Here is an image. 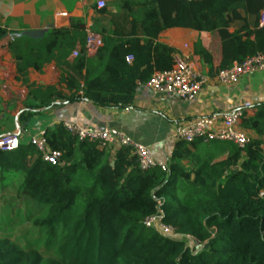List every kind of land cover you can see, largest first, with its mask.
Wrapping results in <instances>:
<instances>
[{
  "label": "trees",
  "instance_id": "16d2710c",
  "mask_svg": "<svg viewBox=\"0 0 264 264\" xmlns=\"http://www.w3.org/2000/svg\"><path fill=\"white\" fill-rule=\"evenodd\" d=\"M263 4L122 0L120 14L99 10L107 26L90 32L100 39L92 56L86 53L89 34L76 20L41 39L11 42L16 81L27 90L20 129L35 115L83 101L102 110L132 109L138 86L147 85L154 73L173 69L175 49L157 40L167 29L219 36L217 68L199 39L193 46L211 76L264 55ZM239 10L255 16L254 29L244 25L229 33ZM7 34L0 28V41ZM50 63L59 72L57 84L30 83L29 73L40 74ZM252 109L253 115H242L240 128L256 139L243 146L176 141L165 170H141L132 147L112 152L78 141L63 123L43 132L47 149L59 153L55 165L30 143L0 150L3 210L14 225L23 220L37 231L35 242L23 245L10 233L0 235V264H264V103ZM10 188L14 194L6 193ZM151 217L179 239L145 227ZM2 218L0 230L8 229Z\"/></svg>",
  "mask_w": 264,
  "mask_h": 264
},
{
  "label": "crops",
  "instance_id": "0c3cea01",
  "mask_svg": "<svg viewBox=\"0 0 264 264\" xmlns=\"http://www.w3.org/2000/svg\"><path fill=\"white\" fill-rule=\"evenodd\" d=\"M98 1L104 3L108 13L122 12V0H83L81 3L75 0H0V28L8 33L0 41V137L19 134V143L25 144L31 137L58 123H76L94 128H104L100 123H116L113 128L124 133L134 144L148 147L156 162L166 164L176 142L174 135L183 125L204 117H216L219 122L220 117L241 109L245 103L251 105L245 113L253 115L252 107L264 103V71L243 75L237 83L223 85L193 54V46L199 39L211 54L213 68H217L221 50L219 36L216 33L199 35L187 29L171 28L162 31L157 40L175 49L176 54L189 56L196 71L207 77L202 92L194 101L183 102L175 96L155 93L147 85H140L135 91L133 108L126 112L98 109L83 101L35 115L29 119L25 130L20 129L18 117L25 111L27 90L16 81L15 65L8 45L24 37L41 39L50 29L68 28L72 20L80 21L88 34L102 29L107 26V16L101 15L100 9L96 8ZM239 12V19H234L228 28L229 33L244 25L254 29L255 16L242 10ZM259 26L263 25L259 22ZM73 58L71 56L70 60ZM58 77L59 72L53 63L48 64L40 74L30 72L28 75L30 83L41 86L57 84ZM242 133L249 140L257 138L250 130H243ZM262 139L264 141V137Z\"/></svg>",
  "mask_w": 264,
  "mask_h": 264
},
{
  "label": "built area",
  "instance_id": "2783aa9c",
  "mask_svg": "<svg viewBox=\"0 0 264 264\" xmlns=\"http://www.w3.org/2000/svg\"><path fill=\"white\" fill-rule=\"evenodd\" d=\"M75 1L81 3L83 0ZM96 8H104V3L98 1L96 3ZM260 23L264 25V4ZM88 37L86 53L91 56L96 52L100 39L97 35L91 33ZM72 56L76 57V53H73ZM130 60L131 58L127 57V61ZM173 63V69L171 71L154 73L147 86L155 93H167L183 102L194 101L202 92L203 86L207 82V77L196 71L190 63L189 56L174 54ZM260 71H264V55H256L240 63H234L231 68L219 71L215 75V78L223 85H232L237 83L241 76ZM250 109L251 105L245 103L241 109L220 117L219 122L216 121V117L196 119L180 127L174 135V140L186 143H191L195 139H201L204 142L219 140L230 141L239 146H243L249 142V139L242 133L239 124L242 115ZM63 126L72 133L78 141L93 142L100 148L109 149L112 152L119 147H132V154L136 157L138 166L141 170H146L154 166L159 167L161 170H165L166 165L156 162L148 147L134 144L129 137L116 128H94L76 123H63ZM29 143L41 153L42 159L45 162L51 165H55L58 162L59 153L51 152L47 149L43 132L31 137ZM19 144L16 135L0 137V150H15ZM144 226L149 229H156L159 233L171 240L179 239L175 236L171 228L161 225L159 220L155 217L148 218L144 222Z\"/></svg>",
  "mask_w": 264,
  "mask_h": 264
},
{
  "label": "rangeland",
  "instance_id": "374dc122",
  "mask_svg": "<svg viewBox=\"0 0 264 264\" xmlns=\"http://www.w3.org/2000/svg\"><path fill=\"white\" fill-rule=\"evenodd\" d=\"M15 135V134H13ZM4 136H7V135H4ZM18 140L20 141V135L17 134L16 135ZM6 193H10V194H14V190H12L11 188L8 189V191H6ZM3 195V193L1 192L0 190V215H3V218L2 220H4V222H6V220H8L7 222L9 223L10 226H7L9 227L8 229H3V230H0V235H6L8 233H10V237L15 240L17 243H20L21 245L23 244H32L33 242H35V239L37 237V231L32 229L29 225L28 222H23L22 220V223H19V224H15V220L14 219H10L8 217L9 214L6 210H3V209H6L5 207H3V204H4V201L1 200V196ZM21 202L24 201V197H21ZM18 206H24V203L23 204H19ZM2 213V214H1ZM185 244L190 247L191 246V243L189 240H187L185 242ZM41 248V245H38V249Z\"/></svg>",
  "mask_w": 264,
  "mask_h": 264
},
{
  "label": "water",
  "instance_id": "95a60500",
  "mask_svg": "<svg viewBox=\"0 0 264 264\" xmlns=\"http://www.w3.org/2000/svg\"><path fill=\"white\" fill-rule=\"evenodd\" d=\"M122 112H126V110H122ZM100 124L104 128H113L114 126H116V123H100ZM111 165H113V163H111Z\"/></svg>",
  "mask_w": 264,
  "mask_h": 264
}]
</instances>
